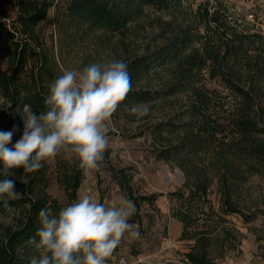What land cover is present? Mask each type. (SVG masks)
Listing matches in <instances>:
<instances>
[{"label": "rangeland", "instance_id": "374dc122", "mask_svg": "<svg viewBox=\"0 0 264 264\" xmlns=\"http://www.w3.org/2000/svg\"><path fill=\"white\" fill-rule=\"evenodd\" d=\"M19 1L0 0V21L17 31L16 38L27 41L29 47L24 71L16 83L19 90L49 89L50 83L65 69L79 71L90 63L118 59L128 65L131 91H150L154 98L148 103H135L126 98L121 103L108 122L110 145L98 171L86 176L74 154L65 152L42 161L43 166L32 173H24L23 168L12 169L14 175L8 178L15 181V191L19 194L15 198L0 197V240L7 229L20 225L23 213L22 208H10L5 201L18 199L26 185L32 182L35 190L44 191L55 200V210L51 214L56 215L61 208L76 201L69 197L66 187L67 182H72L79 174L77 199L86 192L105 204L118 203L121 197L132 201L142 196H156L152 203L139 200L138 213L131 217L140 237L126 234L106 264H187L183 254L192 241L180 240L182 224L172 216L178 203L169 193L185 191L187 180L194 182L204 178L210 181L207 196L191 204L188 212L198 223L206 222L208 226L217 223L221 239L212 251L213 264H264V159L243 154L244 143L233 131L232 121L226 115L236 104L233 94L220 79L210 78L207 69L197 74L193 85L208 96L192 125L194 130L201 132L202 143L199 149L166 161L157 156L161 150L180 142L187 112L196 98L190 86L165 98L157 93L165 91L173 82L170 64L148 72L143 68L132 69L135 60L147 50L154 49L180 26L191 22V13L199 4L205 1L214 4L217 0H179L180 5L174 4L168 11L144 9L117 31L92 28L70 17L71 0H22L26 8L32 3L38 7L51 4L45 16L25 34L20 33L21 26L16 22L21 12ZM219 1L230 26L237 30L244 26L250 33L264 36V0ZM123 2L116 0L117 5L122 6ZM13 55L12 44L0 39V76L10 73ZM255 81L253 79L260 90L256 115L262 131L259 136L264 140V77ZM134 104L150 107V113L139 122L129 111ZM0 110L14 112L10 125L23 133V119L26 111L32 109L6 100L0 92ZM158 126L160 132L154 133ZM214 129L221 133L211 142L206 133ZM182 167L187 169L188 176ZM123 177L127 178L129 189L121 186ZM223 193L228 194L232 203L246 215L254 214L249 222L238 214H222L220 196ZM217 216H222L223 221H216ZM40 251L29 245L19 251L22 264H30V259L38 257Z\"/></svg>", "mask_w": 264, "mask_h": 264}, {"label": "trees", "instance_id": "16d2710c", "mask_svg": "<svg viewBox=\"0 0 264 264\" xmlns=\"http://www.w3.org/2000/svg\"><path fill=\"white\" fill-rule=\"evenodd\" d=\"M123 4L117 5L116 0H71L68 5L69 16L81 23H87L90 27L105 28L109 31H117L129 23L135 14L142 13L144 9L154 11H168L172 5H180L179 0H123ZM21 9L16 22L21 26L20 33L25 34L27 30L42 19L50 3L42 7L32 3L25 7L23 1H19ZM222 8L221 1L214 4L209 1L202 2L191 13L192 20L185 26H180L175 33L165 38L160 45L135 60L132 69L143 68L145 72L156 68H164L167 64L172 65L173 82L162 97L175 95L190 86L196 98L188 110V116L183 124V134L180 142L175 146L163 149L157 158L170 160L182 157L199 149L201 132L193 129V121L200 115L201 108L206 105L208 96L202 94L199 88L193 85L194 77L202 70L207 69L210 78H218L225 87L233 94L236 104L226 111L229 121H232L233 131L244 143V155L250 158L264 159V140L260 138L262 132L257 121L259 103V89L253 79L259 81L264 77V36L258 32L248 31L244 26L237 30L230 26L228 16ZM17 29V28H16ZM17 31L9 29L5 22L0 21V39L12 44L14 55L11 60L10 73L0 76V92L2 96L16 104L28 106L37 114L45 112V97L49 89L34 88L28 92H22L16 83L19 75L24 71L28 59L29 47L27 41L16 38ZM237 68V69H236ZM33 81L36 76L32 75ZM255 81V82H256ZM128 99L135 103H148L153 100L154 95L150 91H131ZM15 113L0 110V131H10L13 127L12 118ZM158 126L154 133L160 132ZM214 129L206 133L208 140L213 142L220 134ZM22 133L14 132L9 148L21 138ZM185 175H189L187 169L182 167ZM80 175L73 177L72 182H67L66 192L73 200L76 198V190L79 187ZM3 179V177H0ZM29 182L21 196L7 203L10 208H22V220L16 229H7L0 240V264H22L23 251L29 245L27 241L33 237L41 227L39 212L47 208L50 213L55 210V200L49 198L44 191H37ZM123 189L127 178L120 180ZM210 181L198 178L194 182L187 180L184 184L185 191L169 193L171 198L178 203V208L173 210L172 216L182 224L180 240L192 241L188 251L183 254L187 264H213L212 251L219 246L221 235L217 230V223L212 226L206 222L198 223L188 212L191 204L205 200ZM156 196H142L132 201L139 210V200L152 203ZM186 208V209H184ZM220 210L222 214H238L247 223L254 214L246 215L231 201L228 194L220 196ZM216 221H223L222 216H217ZM130 219L129 223H134ZM30 246V245H29Z\"/></svg>", "mask_w": 264, "mask_h": 264}, {"label": "clouds", "instance_id": "9594fccd", "mask_svg": "<svg viewBox=\"0 0 264 264\" xmlns=\"http://www.w3.org/2000/svg\"><path fill=\"white\" fill-rule=\"evenodd\" d=\"M132 90L131 74L123 60L94 62L82 70L65 69L49 85L46 111H26L21 138L9 148L14 127L0 131V197L15 198L11 171L39 170L61 152L71 153L87 176L98 171L110 145L108 122ZM130 113L141 118L150 113L147 104H134ZM7 204V201H5ZM135 204L121 197L105 204L91 193L78 197L53 215L39 212L41 227L27 244L41 250L30 264H106L126 234L140 237L136 225L129 223Z\"/></svg>", "mask_w": 264, "mask_h": 264}]
</instances>
